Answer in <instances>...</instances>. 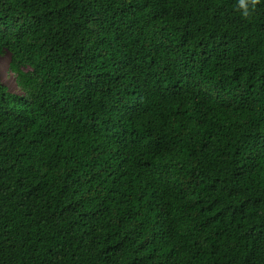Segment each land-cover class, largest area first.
<instances>
[{
	"label": "trees",
	"instance_id": "obj_1",
	"mask_svg": "<svg viewBox=\"0 0 264 264\" xmlns=\"http://www.w3.org/2000/svg\"><path fill=\"white\" fill-rule=\"evenodd\" d=\"M0 264H264V0H0Z\"/></svg>",
	"mask_w": 264,
	"mask_h": 264
},
{
	"label": "rangeland",
	"instance_id": "obj_2",
	"mask_svg": "<svg viewBox=\"0 0 264 264\" xmlns=\"http://www.w3.org/2000/svg\"><path fill=\"white\" fill-rule=\"evenodd\" d=\"M9 59L10 55L8 52H4L2 55H0V79L12 93L19 94L20 92L15 85L14 77L11 75L8 69Z\"/></svg>",
	"mask_w": 264,
	"mask_h": 264
},
{
	"label": "clouds",
	"instance_id": "obj_3",
	"mask_svg": "<svg viewBox=\"0 0 264 264\" xmlns=\"http://www.w3.org/2000/svg\"><path fill=\"white\" fill-rule=\"evenodd\" d=\"M260 3V0H238V6L243 10V15L247 17L249 15V5L255 8Z\"/></svg>",
	"mask_w": 264,
	"mask_h": 264
}]
</instances>
